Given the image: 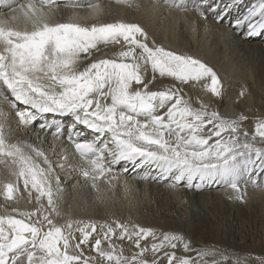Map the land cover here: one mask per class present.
<instances>
[{
  "label": "snow or ice",
  "instance_id": "6c2138e0",
  "mask_svg": "<svg viewBox=\"0 0 264 264\" xmlns=\"http://www.w3.org/2000/svg\"><path fill=\"white\" fill-rule=\"evenodd\" d=\"M116 2L128 8L136 5V0ZM61 3L87 7L92 16L104 12L91 0L8 5L11 14L0 18V98L24 126L34 127L47 114L71 116L68 140L80 158L72 167L90 182L97 199H103L101 182L114 188L129 169L146 171V179L170 181L171 188L221 186L231 189L229 199L240 201L249 183L260 186L264 117L255 118L249 133L242 129L247 119L243 113L224 116L202 100L194 106L184 91L186 85L202 82L214 97L222 98L223 85L212 67L150 41L136 23L85 24L57 18ZM168 6L191 8L203 19L213 13L219 19L231 4L221 8L215 0H168ZM240 26L247 27L248 35L264 30V0L235 20V27ZM101 45H112V55L101 52ZM158 77L173 83L153 90ZM9 119L10 113L0 108V163L9 177L0 181L5 201L0 205V264H163L164 259L167 264H220L207 261L217 255L214 249H198L195 257L177 255L179 248L192 251L190 241L179 232L73 219L63 210L54 162L31 143L9 142L5 135ZM45 128H55L54 137L61 134L56 120L40 124L41 131ZM23 193L29 203L34 201L30 210L17 206ZM149 238L151 242L142 245ZM125 239L137 249L131 255L117 243ZM85 247L96 255H86ZM258 259L264 264V258Z\"/></svg>",
  "mask_w": 264,
  "mask_h": 264
},
{
  "label": "bare ground",
  "instance_id": "6f19581e",
  "mask_svg": "<svg viewBox=\"0 0 264 264\" xmlns=\"http://www.w3.org/2000/svg\"><path fill=\"white\" fill-rule=\"evenodd\" d=\"M25 2L3 0L0 18L11 14L8 5L14 7ZM215 2L221 8L231 4L229 11L219 19L213 13H208L207 19H203L191 8L185 11L169 7L168 0H136L132 8L118 4L116 0H91L92 4L103 6L104 12L100 16L90 15L87 7L72 8L61 3L57 18L79 19L85 24L117 20L136 23L149 34L150 41L155 40L168 50L200 59L218 74L223 85V96L214 97L202 82L195 86L186 85L184 91L191 96L194 106H199L197 101L202 100L224 116L235 117L243 113L247 119L242 123V129L251 133L255 118L264 117V30L248 35L246 26L235 27V20L259 0ZM112 49V45L100 46L101 52L108 56L112 55ZM148 78L151 79L150 70ZM171 83L170 78L158 77L152 88L158 90ZM241 90H244L242 97ZM0 108L10 113L5 128L8 141L19 139L31 143L41 148L54 162L55 176H59L63 189V210L73 219L91 220L98 225L119 221L150 227L158 232H179L190 241L192 251L186 253L179 248L177 255L195 257L198 249H214L217 255L208 257L209 262L218 260L220 264H250L247 262L264 258V176H258L259 187L251 183L247 185L245 199L240 201L229 199L231 189L221 186H205L199 190L184 185L171 188L170 181L146 179V171L129 169L127 174L114 182V188L101 182L103 199H97L90 182L85 181L79 171L72 167L80 163V158L68 140L67 128L72 123L70 115L42 116L41 119L46 121L56 120L60 123L61 134L54 137L52 130L55 128L40 130L42 120H37L34 127L24 126L8 104L2 101ZM65 155L68 157L66 161L63 159ZM122 167L116 171L119 172ZM7 178V169L0 163V181ZM20 187L23 188L22 182ZM240 187L245 189L243 183ZM0 205H5L2 196ZM17 206L30 210L34 201L29 203L27 193H23ZM60 222L63 223V219ZM150 242L149 238L141 243ZM117 243L123 247L125 255L137 251L127 239ZM84 252L86 255H96L89 247H85Z\"/></svg>",
  "mask_w": 264,
  "mask_h": 264
},
{
  "label": "rangeland",
  "instance_id": "374dc122",
  "mask_svg": "<svg viewBox=\"0 0 264 264\" xmlns=\"http://www.w3.org/2000/svg\"><path fill=\"white\" fill-rule=\"evenodd\" d=\"M115 238V237H114ZM94 243V242H93ZM244 258V257H243ZM244 260L247 262L248 260H247V258H244ZM164 262H163V264L165 263V264H167V260L165 261V260H163ZM251 261V260H250ZM247 263H250V264H260V261H259V259L257 258V259H253L251 262H247Z\"/></svg>",
  "mask_w": 264,
  "mask_h": 264
}]
</instances>
